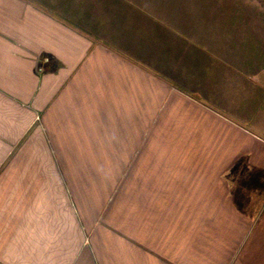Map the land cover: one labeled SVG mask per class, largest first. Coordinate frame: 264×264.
<instances>
[{
	"label": "crops",
	"instance_id": "0c3cea01",
	"mask_svg": "<svg viewBox=\"0 0 264 264\" xmlns=\"http://www.w3.org/2000/svg\"><path fill=\"white\" fill-rule=\"evenodd\" d=\"M239 12L0 0V264H264V9Z\"/></svg>",
	"mask_w": 264,
	"mask_h": 264
},
{
	"label": "rangeland",
	"instance_id": "374dc122",
	"mask_svg": "<svg viewBox=\"0 0 264 264\" xmlns=\"http://www.w3.org/2000/svg\"><path fill=\"white\" fill-rule=\"evenodd\" d=\"M206 1L212 3L215 7H218L220 9L227 8V9H232L235 12H239L243 9V11L245 10V14L243 13L244 17L249 18L251 23H256V25L262 24V9H264V0H206ZM239 14L241 13L239 12ZM236 18H238L237 15ZM108 168L114 170L115 162H108ZM110 181L111 178H108V186L112 184V181L111 182ZM106 197H107L106 210L102 215L103 219L106 218L107 220H116V216L113 212L115 208L121 210L125 208L127 205L126 208L129 209V202L126 201L122 202L119 200L116 203L115 193L108 192L106 194ZM118 216H120V214Z\"/></svg>",
	"mask_w": 264,
	"mask_h": 264
}]
</instances>
